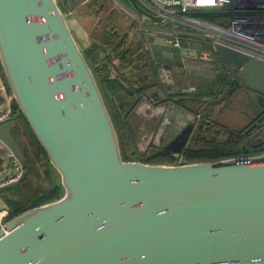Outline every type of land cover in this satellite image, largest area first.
I'll use <instances>...</instances> for the list:
<instances>
[{
  "label": "water",
  "instance_id": "95a60500",
  "mask_svg": "<svg viewBox=\"0 0 264 264\" xmlns=\"http://www.w3.org/2000/svg\"><path fill=\"white\" fill-rule=\"evenodd\" d=\"M130 2L155 24L133 39L135 58L143 61L140 69L154 62L157 70L141 72L128 90L136 109L151 105L150 118L185 130L173 154L184 152L198 122L174 96L184 78L219 89L236 70L231 87L245 86L264 114V60L213 44L198 31L172 35L166 32L172 25ZM0 66L18 106L0 121V140L24 168L3 190L28 174L12 134L21 115L64 189L60 199L0 227V264H264V152L180 165L125 161L93 68L57 0H0ZM257 128L253 148L259 139L264 146V121ZM0 204L10 211L3 198Z\"/></svg>",
  "mask_w": 264,
  "mask_h": 264
},
{
  "label": "trees",
  "instance_id": "16d2710c",
  "mask_svg": "<svg viewBox=\"0 0 264 264\" xmlns=\"http://www.w3.org/2000/svg\"><path fill=\"white\" fill-rule=\"evenodd\" d=\"M67 2L68 0H65L66 4ZM94 3H96V1H92L89 5H93ZM192 15L200 20L220 26H227L232 18V12L225 9L212 10L209 12H200V10H198L193 12ZM114 33L115 29L110 26H106L103 31H94L91 34L92 45L84 53L91 67L94 68L97 64L98 70L93 71L117 129L123 159L125 161H140L154 165H176L178 162L177 159L173 157L171 153L163 150L156 151L151 157H145L140 153H136L135 155L133 152L132 154H128L130 145H134L138 148V139L135 135L136 129L133 123L137 126L141 125V120L135 115L136 106L134 105V97L130 94L128 88L132 89L137 86V77L142 71L140 69L139 59L135 58L136 49L131 48L130 45L128 47L125 46V40L119 41V37ZM115 40L119 41L117 45H115ZM102 54L107 55L106 61L115 68L118 74L117 77L103 64L101 59ZM115 61H118V63L116 64ZM1 69L2 68H0V71L2 72ZM196 100V98L193 99V102H191L192 106L196 104ZM12 103V112L13 116H15L18 112V106L14 100ZM198 114L201 116V121L196 132L198 140L194 139L193 144L185 149L184 154L187 158L186 163L212 162L251 153L249 150L250 144L249 142L247 144L245 140L244 130L238 132L223 127L221 130L226 135L224 140L209 138L207 135L211 125L212 127H217V123H215L214 120L215 118L211 115V111H206L201 108H199ZM18 118H21L25 122L28 133L34 141L38 151L43 154L48 163H50L47 154L34 136L25 118L22 115ZM26 168L29 170L30 166H26ZM51 168L57 174V184L46 190L35 189L33 196L26 202L17 200L18 198H8L7 203L10 206V212L7 216V221L28 209L58 200L63 196L64 189L61 185L60 175L52 166ZM27 181L28 177H26L22 185H26Z\"/></svg>",
  "mask_w": 264,
  "mask_h": 264
},
{
  "label": "crops",
  "instance_id": "0c3cea01",
  "mask_svg": "<svg viewBox=\"0 0 264 264\" xmlns=\"http://www.w3.org/2000/svg\"><path fill=\"white\" fill-rule=\"evenodd\" d=\"M92 1L97 2L101 0H81L79 3V7L80 6L86 7ZM127 1L130 3V5L132 6L134 10H131L128 7L122 6L119 0H102L103 3L100 5L98 11H96V14L99 15L97 17L99 25H97L95 29L93 28L88 29L87 27H85L84 23H82V20H79L77 18L74 19L76 23L75 30L77 31L76 32L77 37H76V34L74 33L73 34L75 38H77L84 52L88 50L92 45L91 34L96 30L103 31V29L106 26H110L111 28L115 29L114 34L117 37H119V41L125 40V46L128 47L130 45L131 48L136 49L133 39H136V36L142 30H145V28H148L149 26H151L153 22L149 20V18H147L146 16L137 12L135 8L133 7V5L131 4L130 0H127ZM136 1L139 3V6L141 8H143L144 10L148 12H151L149 9L150 6L155 5L156 2H160V0H136ZM111 3L113 4V6H111L110 8ZM209 11H212V10L211 9L200 10V12H209ZM69 13H72V11H70ZM175 13L177 14V12ZM192 14L193 13H191L190 15ZM176 19L178 18L176 17ZM179 19H182V18H179ZM162 24L164 27L168 24L172 25L171 28H166V32L173 33V34L175 32L179 34H184L185 32L189 33V32L197 31L196 29H191L181 23L171 24L169 21L163 20ZM119 41L115 40V45H117ZM115 63L117 64L118 61H115ZM197 67H200V66H197ZM2 74H3V71L2 72L0 71V110L6 111L10 109L11 111H13L12 109L13 101L10 102L8 99L9 95H11V92L6 82V79L4 77V74L3 75ZM181 81L177 83L178 86H184L188 82L187 80L186 81L181 80ZM188 85L198 90H206L207 88H210L213 85V82L190 79ZM4 86L6 87V90H4ZM195 105L197 104H194L192 107H195ZM148 108H151V105L145 104L137 108L135 111V115L137 116V118L141 120V126L143 127L145 131H148V129L154 123L157 126L158 124H160L159 123L160 120L158 119V117L150 118L146 114V110ZM147 127L148 129H146ZM151 131H149L148 133L149 134L152 133ZM233 131H236V130H233ZM12 134L16 142L19 144V146L23 150L27 158L26 166L28 167L30 166V169L28 170V174L26 176L28 177V181L26 185L23 186L21 184L16 188L0 191V198H3L5 204H8L7 203V199L9 198L8 196L13 194L14 192L15 193L19 192L21 190V189L19 190L20 187L24 189L26 186H30V183L32 184V186L35 187L33 180L34 181L35 180H45V176L44 178H42V174L40 171L41 165L46 167V175L50 179V183H51L50 187L57 184L56 182H58L56 172L52 170L50 163H48L45 156L38 151L37 147L34 144V141L32 140L30 134L28 133L25 122L21 118L16 119V127L13 129ZM143 136L144 137L146 136L145 138H147L148 134H145ZM257 152H260V150H253V152L251 153L257 154ZM12 170H13L12 164L7 160L4 151L0 150V178L10 174ZM0 207L3 209V204H0ZM2 209H0V227L6 222V217L9 215V212H10V211H4Z\"/></svg>",
  "mask_w": 264,
  "mask_h": 264
},
{
  "label": "built area",
  "instance_id": "2783aa9c",
  "mask_svg": "<svg viewBox=\"0 0 264 264\" xmlns=\"http://www.w3.org/2000/svg\"><path fill=\"white\" fill-rule=\"evenodd\" d=\"M160 2H156L149 9L151 14L161 17L162 21L184 24L191 29H196L204 40L264 60V0H160ZM204 9L229 10L232 12V18L227 26H220L190 15ZM171 34L181 36L186 32ZM4 90H6L5 86ZM194 90V87L188 89L189 92ZM8 99L10 102L14 100L12 94ZM12 116L13 112L10 109L0 110V121ZM0 150L4 151L13 168L10 174L0 178L1 191L5 186L19 180L24 168L1 140ZM177 161V165L186 163L183 156H180Z\"/></svg>",
  "mask_w": 264,
  "mask_h": 264
},
{
  "label": "rangeland",
  "instance_id": "374dc122",
  "mask_svg": "<svg viewBox=\"0 0 264 264\" xmlns=\"http://www.w3.org/2000/svg\"><path fill=\"white\" fill-rule=\"evenodd\" d=\"M119 1L122 4V6L128 7L131 10H134L127 0H119ZM57 2L59 4V6L61 7V9L64 11V13L67 17L68 23H69L71 29H73L72 32L74 34H76V32H77L75 30V28H76V23L74 21L75 18L82 20V23H84L85 27H87L88 29L89 28L95 29V27L97 25H99L98 19H97V17L99 15L96 14V11H98L100 5L103 3L102 0L97 1L93 5H88L86 7L85 6L79 7V3H80L79 2L76 5L75 9L72 11V13H69V11L71 10L70 8H71L74 0H68L67 4L65 3V0H57ZM111 6H113L112 3L110 5V8H111ZM105 15H106V13H105ZM100 16H102V15H100ZM152 26H155V24L152 23ZM76 37H77V34H76ZM97 68L98 67L96 64L95 67L93 68V70H98ZM207 98L209 100L212 99V97L210 95H207ZM196 106L197 105H195V107ZM208 109H211L210 110L212 113L211 115L214 116L215 123H217L218 128L215 126L212 127V125H211V128H209V130H208L207 136L209 138H216L217 140H224L226 138V135L221 130V128L224 127L227 129L236 130V131L240 132V131L244 130V127L252 119L253 114H254V108L250 106L246 96L243 94L242 91H237V92L233 93L231 96L230 95L227 97L225 96V100L220 101L218 104H216L215 107L204 105L203 110H208ZM133 124H134L135 129H136L135 135L138 139L137 143H138V146L140 148H136V146L130 145V147L128 149V154L129 153L132 154V152H133L136 155V153L139 154L141 151H144L147 148V146L149 145L148 137L145 138L146 136L144 137L143 135H145V134L149 135L148 132L151 131L152 128L148 129V127H147L146 129H148V131H145L141 125L137 126L135 123H133ZM40 169H41L40 171L42 174V178H44V176H45V180H35V181L33 180L35 187L32 186V184L30 183V186H26L24 189H22L20 187L19 190L20 189L21 190L19 192H17V193L14 192L13 194H11L8 197L11 199L12 198H18L17 200H20L22 202H26L33 196L35 189H41V190L49 189L51 186V183H50V179L46 175V167L41 165ZM6 219H7V217H6Z\"/></svg>",
  "mask_w": 264,
  "mask_h": 264
},
{
  "label": "flooded vegetation",
  "instance_id": "af4514ba",
  "mask_svg": "<svg viewBox=\"0 0 264 264\" xmlns=\"http://www.w3.org/2000/svg\"><path fill=\"white\" fill-rule=\"evenodd\" d=\"M140 62V61H139ZM143 62V61H142ZM142 62H140V64H142ZM195 64V65H194ZM191 66H200V68H211V66L207 63V62H190ZM149 68V69H148ZM146 69L148 70H154L156 71V63L154 62H150L148 65H146L144 67V69H141L142 72H144ZM237 74V71L234 70L232 71L231 75L232 77H230V79H228V82L226 83V85L222 88H218V85L213 82V85L210 88H207L206 90H198L195 88L194 91L189 92L188 89L191 88L189 84V80L191 78H184V80L188 81L184 86H178L177 88H181L180 90H182V93H179L178 95H174L177 98H180L179 101V105L186 110L192 111L197 118V125L195 127V129H193V131L191 132V134L188 137V140L185 144V149L188 148L191 144H193V140L196 139L198 140V135H197V130H198V126L200 124L201 121V116L200 114H198V110L199 108L203 109L204 105H208L211 107H215L216 104H218L220 101H224L225 100V96H231L233 93L237 92V91H242L243 94L246 96L249 104L251 107L254 108V114L252 119L248 122V124L244 127V136H245V140L246 143L250 144V138L253 134H255V132L258 130L257 125H259L262 121H264V114H261V112L258 110L257 107H255L250 101H249V97L250 95L247 92V89L245 86L243 87H236L235 84L231 87V82L235 79ZM170 80H175L174 77H172ZM230 88V90H228ZM203 94V95H202ZM210 95L212 97V99H206L207 95ZM196 98L197 100L195 101V103L197 104L196 107H192V103L193 99ZM210 101V102H209ZM211 109H208L206 111H210ZM152 127V133H150L148 135V142L149 145L147 146V148L144 151H139L141 155L145 156V157H151L153 156V154L156 153V151H166L172 154L173 157H175L176 159H178L180 156H183L184 160L186 161V155L184 154V152L181 155H175L172 153L173 150H176L177 148H179V146L182 144L183 139L186 137L185 135H183L184 133V129L181 128V126L179 125H175L174 123H169L166 125H162V123L155 125V123L153 125H151ZM150 127V128H151ZM182 135V136H181ZM138 148H140L138 146ZM264 146L262 144V141L259 139L257 140V147L253 148L250 145V152H253V150H260V152H257V154L263 152ZM184 149V151H185ZM149 155V156H148ZM245 155H254L252 153H247ZM244 155V156H245Z\"/></svg>",
  "mask_w": 264,
  "mask_h": 264
}]
</instances>
